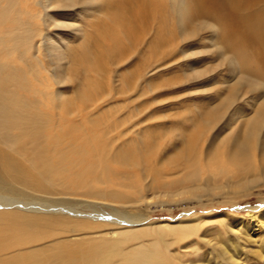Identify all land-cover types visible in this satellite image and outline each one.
I'll return each mask as SVG.
<instances>
[{"label": "rangeland", "instance_id": "obj_1", "mask_svg": "<svg viewBox=\"0 0 264 264\" xmlns=\"http://www.w3.org/2000/svg\"><path fill=\"white\" fill-rule=\"evenodd\" d=\"M38 4L15 6L33 14V24L23 19L33 47L9 54L0 85L12 108L44 121L54 145L64 139L88 154L50 178L31 177L53 188L22 186L71 202V213L0 220L3 229L52 235L3 258L122 264L106 262L121 249L127 257L155 253L160 264H264V31L246 40L226 13L195 15L190 5L183 20L172 0ZM0 5L7 17L8 0ZM241 14L249 26L264 22V0ZM17 17L0 23V34ZM110 194L125 205L95 202L147 220L111 226L127 231L118 232L87 216L109 209L76 203Z\"/></svg>", "mask_w": 264, "mask_h": 264}, {"label": "bare ground", "instance_id": "obj_2", "mask_svg": "<svg viewBox=\"0 0 264 264\" xmlns=\"http://www.w3.org/2000/svg\"><path fill=\"white\" fill-rule=\"evenodd\" d=\"M19 0H8V5L5 7L7 17L12 13H17V20L15 19L16 26L12 31H6L0 34V75L3 76L7 73L9 67V54H18L24 48L33 47V30L25 27L24 15L29 24H33V14L24 12L21 8L15 11V6ZM79 0H39L40 6L44 10L52 5L69 6L76 5ZM92 1V0H89ZM178 15L183 20L189 14V5L195 15L211 11L213 9L219 12L226 13L229 23L235 24L233 26V34L239 35L246 40H253L255 35H261L264 31V22L255 24V27L249 26L248 21L242 16L241 9L245 5L252 3L256 4L259 0H172ZM38 4V5H39ZM43 4V5H42ZM0 5V15H1ZM255 15V14H254ZM7 17L0 16V23H3ZM254 18V17H253ZM13 26V27H14ZM212 29H215L214 24H210ZM263 27V28H262ZM15 30V31H14ZM258 30V31H257ZM14 31V32H13ZM257 31V32H256ZM261 31V32H259ZM4 52V56L2 53ZM14 102L8 103L5 97V88L0 85V220H25L33 222L37 219H43L41 216L47 217H63L66 213H71L68 205L70 202H65L62 199L50 198L47 196H31L27 194L22 186H27L36 191H44L48 187L53 188L51 183L45 186L33 182L41 180L40 178L52 177L55 172H64L72 164L78 163L88 152L80 150L78 152L72 151V142H65L64 144L57 143L54 145V134L47 132V127L41 119H33L31 116H26V110L31 111L29 108L14 109L12 106ZM251 135L257 137L258 130L251 132ZM131 156L135 155L130 153ZM127 163L133 162V158H127ZM79 175L87 177L91 173H84L83 171L77 172ZM96 200H102L115 205H125V201L121 198L110 195H94L88 200L76 202L78 205L89 203L88 205L99 206L109 209L105 211L100 209L94 214L87 215L101 222H110V224L99 225L118 231L120 226L127 224L141 225L147 220L143 213L129 214L112 207L109 204L98 203ZM65 206V207H63ZM8 210V211H6ZM39 214V215H37ZM90 219V218H89ZM90 219V220H94ZM252 221V229L255 231L264 229L263 224L255 215L250 216ZM261 225V228H260ZM116 226V227H111ZM118 232H127L125 230ZM51 234L34 235L20 227H0V264H46L47 261L38 260H24L22 258L6 257L5 254L18 251L25 246L33 245L41 240L48 239ZM116 238V237H115ZM33 247V246H31ZM114 254L110 255L106 262L114 263L116 261L124 260L122 264H160L161 258L157 254L138 255V256H125L121 249L114 250Z\"/></svg>", "mask_w": 264, "mask_h": 264}]
</instances>
